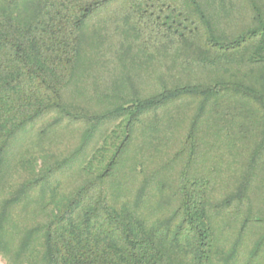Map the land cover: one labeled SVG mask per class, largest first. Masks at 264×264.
I'll list each match as a JSON object with an SVG mask.
<instances>
[{
    "label": "trees",
    "instance_id": "16d2710c",
    "mask_svg": "<svg viewBox=\"0 0 264 264\" xmlns=\"http://www.w3.org/2000/svg\"><path fill=\"white\" fill-rule=\"evenodd\" d=\"M6 264H264V0H0Z\"/></svg>",
    "mask_w": 264,
    "mask_h": 264
},
{
    "label": "rangeland",
    "instance_id": "374dc122",
    "mask_svg": "<svg viewBox=\"0 0 264 264\" xmlns=\"http://www.w3.org/2000/svg\"><path fill=\"white\" fill-rule=\"evenodd\" d=\"M0 264H6V263H4V262L1 260V258H0Z\"/></svg>",
    "mask_w": 264,
    "mask_h": 264
}]
</instances>
